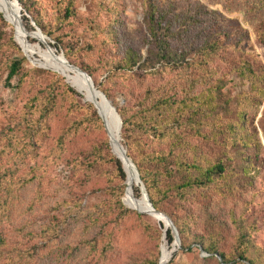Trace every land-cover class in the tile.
Listing matches in <instances>:
<instances>
[{"label":"rangeland","instance_id":"obj_1","mask_svg":"<svg viewBox=\"0 0 264 264\" xmlns=\"http://www.w3.org/2000/svg\"><path fill=\"white\" fill-rule=\"evenodd\" d=\"M10 1L18 7L20 19L22 11L27 32L36 31L23 7L20 10ZM157 1L172 7L173 14H192L195 23L190 35L167 45L177 54L169 59L170 65L164 62L167 69L163 72V62L157 61L118 71L113 78L109 76L126 50H133L143 62L155 60L145 0H74L70 20L60 12L65 3L32 0L35 16L63 45L56 49L52 39L37 31V41L29 40L38 44L28 43V57L15 27L0 12L5 22L0 27V264H135L162 256L163 250L170 253L164 264H224L198 246L184 251L181 245H169V228L151 216L146 200L139 201L142 193L136 197L134 188L141 190V186H135L132 193L130 173L129 181H121L115 162L121 160L98 104L67 77L70 67L60 55L68 51L70 64L87 67L94 84L107 90L115 105L130 116L149 89L200 76L195 64L202 57L198 48L185 58L178 53L189 49L188 42L218 41L221 50L207 60L213 80L202 79L198 88L225 83L223 98L231 101V110L252 107L249 124L255 121L248 129L258 134L264 147V100L260 106L262 95L255 98V87L264 91V0ZM10 39L26 59L19 75L9 81L12 62L20 55ZM47 64H60L61 69ZM241 66L251 68L252 73L243 77ZM217 104L216 113L225 116L226 103ZM182 131L199 144L191 129ZM138 137L144 138L131 128L122 136L120 127L118 138L126 151L127 139ZM203 147L202 154L219 159L217 146L208 142ZM261 160L264 183V151ZM261 180L255 185L264 191ZM196 191L197 197L182 208L169 207L181 223L188 224L191 235L216 237L222 251L233 253L238 229L229 226L232 222L226 218L234 211L238 218L244 216L246 226L254 228L252 240L264 262V193L254 200L247 181L242 182L241 191H227L225 197L212 192L205 198Z\"/></svg>","mask_w":264,"mask_h":264},{"label":"trees","instance_id":"obj_2","mask_svg":"<svg viewBox=\"0 0 264 264\" xmlns=\"http://www.w3.org/2000/svg\"><path fill=\"white\" fill-rule=\"evenodd\" d=\"M58 1L59 3H65V7L60 12L63 11L64 17L68 20L72 19L74 0ZM18 2L32 18V22L36 27L56 43L53 46L58 50L62 49L63 43L55 39L42 20L35 16L32 11V0H18ZM144 5L147 9L146 18L149 37L151 38L149 42L153 45L152 54L155 56V60L145 59L143 62V58L133 50H126L124 59L114 66L115 71L111 72L110 78H113L118 71L132 70L139 65L140 68H144L157 61L159 64L163 62L161 66V72H163L167 69L164 62L170 65V60H173L177 54L173 51V48H168L167 45L172 41H178L190 35V27L195 23L192 20V14H173L175 11L172 7L163 6L157 0H145ZM22 25L24 27L23 21ZM1 26H5V22L0 13ZM30 29L33 30V28ZM25 31L27 32L26 29ZM36 35L37 30L28 33L27 41L31 46L38 44V42L32 44L29 40L30 38L36 40ZM9 43L20 54L13 60L10 67L8 77L10 81L19 75L26 58L21 55L13 39H10ZM188 43L189 49L178 53L185 58L189 56L192 49L198 48L202 57L197 63L195 61V64L200 76L190 75L183 82L177 81L176 84L167 81L154 89H149L140 102V108L130 116H127L115 105L107 90L101 89L98 85L95 86L105 94L120 115L123 123L122 136L130 128L143 135V139L141 137L131 141L130 138L127 139V156L135 164L154 209L168 214L173 220L179 233L181 249L191 251L192 246H198L210 256L221 258L224 264L238 262L264 264L261 260L259 248L255 246L252 240L254 228L245 225L244 216L238 218L240 215L231 211L226 218V222H232L229 226L238 229L236 249L233 253H226L221 250L219 239L213 236L206 238L192 236L188 224L181 223L169 211V207L172 205L182 208L185 204L193 201L197 197L196 190H199L198 192L205 198L212 192L225 197L227 191L233 193L241 191L243 181H247L252 186L254 200L256 196L262 197V193H264L263 188L258 189L255 185L262 177L259 166L262 163L261 152L264 151V147L258 134H251L248 129L255 121L254 119L249 124L248 111L252 107L239 109L236 106L231 110V101L223 98L225 83L219 82L218 84L208 85L204 90L199 89L198 87L201 86L199 83L202 82V79L213 80L214 72L209 70L207 60L215 56L221 48L218 41H205L200 44L195 41ZM65 57L70 61L68 51L65 52ZM113 69L110 71H113ZM81 70L86 72L92 80L94 79L93 73L87 67H81ZM239 70L243 77H247L252 73L251 68L246 66H241ZM256 78L258 77L255 76ZM69 91L74 94L73 90L69 89ZM255 91L257 93L255 98L258 99V96L262 95V98L258 99L261 106L264 100V91L259 87H255ZM217 103H226L225 116L216 113ZM250 104L251 102L248 103V105ZM233 114L235 115L234 119ZM222 117H225V119ZM183 128L184 130L191 129L196 134L193 135L194 138L199 139V144H194L188 140L186 132L182 131ZM208 142L218 147L220 157L217 161L202 154L203 145ZM185 152L188 156L184 155ZM115 162L121 181L124 183L129 181L130 174L127 173L128 170L124 169L121 161L116 160ZM261 183H263V180H261ZM135 186H141L140 182L133 181L131 185L132 193ZM134 191L136 197H141L142 191L139 188H134ZM145 200V196L142 194L139 201L144 202ZM120 204H122L121 201ZM247 206L248 202L246 203ZM92 215L94 214L90 216ZM166 232L169 245L175 244V235L172 230L168 229ZM189 241H191L190 244ZM253 248L255 252L252 254L251 249ZM160 257L158 255L135 264H160Z\"/></svg>","mask_w":264,"mask_h":264},{"label":"bare ground","instance_id":"obj_3","mask_svg":"<svg viewBox=\"0 0 264 264\" xmlns=\"http://www.w3.org/2000/svg\"><path fill=\"white\" fill-rule=\"evenodd\" d=\"M0 12H2L7 18V20H9V22L15 27L17 40L24 48L23 50L28 57V53H30V49H29V45L27 41L28 33L25 31L22 25L18 7L14 3H12L10 0H0ZM47 65L55 69H61L60 64H55V65L47 64ZM66 75L69 79L73 80L78 85V87L84 88L85 90H87L88 93L92 96L93 100L98 104L100 114L108 130L110 139L112 140V143L116 149L115 154L118 156V158L120 159L123 158L124 152L122 151L121 144L118 138L121 125H120L119 118L114 113V110L110 107L106 99L99 92L95 90V88L91 85V83L89 82V80L84 74L72 68H68ZM125 163H126L125 169L127 168L126 169V171L128 170L127 173L129 172L131 174V180L132 181L136 180L139 182L134 166L128 160H125ZM148 206L152 214V208L150 207L149 204ZM155 217L159 221L165 223V225L170 229L171 225L169 221L167 220V218H163L162 216H158V215ZM175 245H179V243L176 241ZM169 257H170V253L163 250L160 264L166 263Z\"/></svg>","mask_w":264,"mask_h":264},{"label":"water","instance_id":"obj_4","mask_svg":"<svg viewBox=\"0 0 264 264\" xmlns=\"http://www.w3.org/2000/svg\"><path fill=\"white\" fill-rule=\"evenodd\" d=\"M14 1L18 4V6H19V8H20V10H21L22 8L20 7V4H19L18 0H14ZM34 26H35L36 30H37L42 36H44L45 38L48 39V37L45 36V35L42 33V31H41L38 27H36L35 24H34ZM49 46H50V45H49ZM50 47H51V46H50ZM51 48H52V47H51ZM60 55L63 57V59L65 60V62L67 63V65H68L70 68H72V69H74V70H77V71H80L81 73H83V74L87 77V79L89 80V82L91 83V85L95 88V90H96L97 92H99V93H100V94L106 99V101L109 103L110 107L114 110V113L116 114V116L119 118L120 125H121V129H122V126H123L122 119H121L120 115L118 114L116 108H115V107L113 106V104L107 99V97L105 96V94H104L103 92H101L98 88H96V86H95V84H94L92 78H91L86 72H84L83 70H81V69L77 68L76 66L70 64L69 61L66 59V57H65V55H64L63 53H60ZM110 141H111V140H110ZM111 145L113 146L112 141H111ZM122 150L124 151V157L121 158V159L119 158V159H120L121 162L123 163V165H124V169H125V166H126L125 160L130 161V163L134 166V168H135V170H136V174H137V176H138V180H139V182L141 183V191H142V194L145 195V198L147 199L148 204H149L150 207L152 208V214H151V216H157V215H158V216H163V217L167 218V220L169 221V223H170V225H171V226H170V230H172V232L174 233V235H175V241H177V242L179 243V248H180L181 241H180V237H179L178 230H177V228H176V226H175L173 220H172L167 214H165V213H161V212H158V211H156V210L154 209V207H153V205H152V203H151V201H150V199H149L148 193H147V191H146V189H145V186H144V184H143L142 181H141L140 174H139V172H138V170H137L135 164H134V163L132 162V160L127 156V151L125 150V148L123 147V145H122ZM125 170H126V169H125ZM165 234H166V233H165ZM172 257H173V256H172ZM172 257H171V258H172Z\"/></svg>","mask_w":264,"mask_h":264}]
</instances>
